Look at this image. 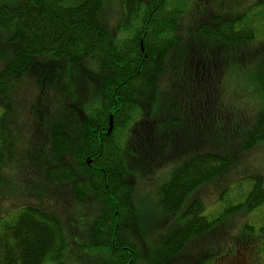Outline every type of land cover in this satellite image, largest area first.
<instances>
[{"label": "trees", "instance_id": "16d2710c", "mask_svg": "<svg viewBox=\"0 0 264 264\" xmlns=\"http://www.w3.org/2000/svg\"><path fill=\"white\" fill-rule=\"evenodd\" d=\"M202 3L211 13L212 0H0V264H216L224 245L181 258L187 245L222 227L221 220L204 216L200 198L189 199L186 210L184 204L227 174L238 154L264 144V43L255 42L261 32L254 17L232 13L231 6L207 14ZM260 3L257 16L264 13ZM196 6L184 25L183 15ZM196 41H212L221 58L234 61L236 55L240 66L254 67L247 97L259 106L253 120L240 119L245 109L233 111L219 132L205 131L191 139L199 146H188L179 134L189 132L181 96L204 71L198 65L192 70ZM202 63L220 68L214 58ZM58 67L67 76L57 83ZM166 71L173 83L167 88ZM27 74L34 85L23 89ZM30 90L36 94L31 99ZM175 112L183 118L178 123ZM28 116L42 122L46 136L26 159L20 129ZM213 139L217 147L206 144ZM167 159L175 165L156 192L177 223L154 246L138 247L130 239L139 227L135 179L141 174L148 180L145 175ZM26 160L28 176L21 179ZM261 185L262 177L256 178L245 204L264 200ZM43 191L66 207L79 204L74 197L84 209L87 203L98 209L91 218L81 216L82 228L72 216L67 231L48 203L24 195ZM235 242L248 245V238Z\"/></svg>", "mask_w": 264, "mask_h": 264}, {"label": "rangeland", "instance_id": "374dc122", "mask_svg": "<svg viewBox=\"0 0 264 264\" xmlns=\"http://www.w3.org/2000/svg\"><path fill=\"white\" fill-rule=\"evenodd\" d=\"M197 1L191 0V4ZM260 1L235 0L234 3L227 6L228 2L226 0H212L211 13L208 10L210 7L208 4L202 3L201 6L203 9L207 8V14L211 15H220L224 12V8L231 6L234 8L231 10L232 13L242 11L243 14H246V17H254L255 26L261 32V34L257 33L255 42L263 44L264 13L262 16H257L263 9ZM197 6L192 7L190 12L183 15L184 25L190 20ZM215 46L212 41H196V55L192 70L195 72L198 65L204 71L198 72L195 76L196 78H193V81L197 83L188 82L186 84L188 91L184 100L181 96V104L183 103V105L180 112L188 116L186 117L185 115L183 118H186V128H188L189 132L179 134L187 141L188 146H199L198 141L194 142L191 139L200 137L205 131L214 130L219 132L224 121L231 117L233 111L238 113V111L245 109L246 115L240 119L243 121L249 118L253 120L254 116L252 114L256 110L255 108L259 106L257 98L250 97L249 99L247 97L253 91L251 89L253 88L252 80L255 74L253 72L254 67L246 63L240 66L237 63L236 55H234V61L228 55L221 58ZM206 58L217 59L220 63V68L214 70L211 65L203 64L202 62ZM227 59L230 61L228 64H226ZM56 69H58L59 75L58 83L61 76L64 78L67 75H65L62 67ZM74 75H77V73L70 74L67 78ZM162 81L165 88L170 83L173 84L167 71ZM32 85H34V80L30 78L29 74L20 83L23 89ZM62 88H64V85H62ZM31 91L33 92V90H30V92L26 91L27 98L31 99L36 95L31 93ZM44 95L46 97L47 94L44 93ZM22 99L24 100V96H22ZM51 103L56 104L53 100ZM159 104L160 106L162 105L161 101ZM193 110V125L191 127L190 125L188 126V121ZM183 118L179 117L178 112H175L174 119L177 123L178 120ZM28 120L31 122H28ZM184 123L185 121H181L182 125ZM247 124L244 123L242 127ZM20 131L23 135L21 146L24 149V157L27 159L32 152L40 150L46 134L42 122L39 120L35 121L29 116L26 120H22ZM206 144L210 147H217L214 139ZM167 150H171L170 143L163 158L169 155V153H166ZM174 165L173 159H167L163 162L160 170L156 169L152 173L144 174L148 180L141 179V174L136 176L135 182L138 184V190L133 196V200L137 209L138 221L136 224L139 223L140 229L138 227L137 231L136 229L132 231L130 239L138 247L154 246L177 223L175 217L167 214V211L161 208L159 196L156 192L157 185L166 180L172 171L171 167ZM25 166H27V160L23 162V167L18 175L21 176V179L28 176L23 170ZM228 171L227 174L219 176L215 181L201 186L187 198L184 210H186L190 202L189 199L194 196V198H200L205 207L204 216L209 219H217L216 222L221 220L222 227H217L211 235H205V239L197 241L195 245H191V243L187 245L181 258L195 255L200 250L207 251L224 245L223 252L215 259L216 264H264V200H259L258 203H253L251 206L245 204L252 185L256 182V178L262 177L261 188L264 190V144L252 150L244 151L241 155L238 154L237 160ZM43 192V194L26 193L24 195L28 196V198L30 197L32 202L40 199L43 207H48L49 204V207H51L49 210L61 218L62 222L67 226V231L71 227L72 216L76 217V225L82 228L81 216L91 218L90 215H93L95 211V205L87 203L89 208L84 209L80 201L74 197L70 198L79 204L74 207H66L60 199L45 191ZM16 198L12 196L9 203H12ZM235 206L239 207L238 211L228 212L230 208ZM79 212H82V214L78 215ZM245 237L248 238V245L243 242H235L236 238ZM136 264H142V262L138 261Z\"/></svg>", "mask_w": 264, "mask_h": 264}, {"label": "water", "instance_id": "95a60500", "mask_svg": "<svg viewBox=\"0 0 264 264\" xmlns=\"http://www.w3.org/2000/svg\"><path fill=\"white\" fill-rule=\"evenodd\" d=\"M111 127H112V123L110 122V127H109L110 130H111Z\"/></svg>", "mask_w": 264, "mask_h": 264}]
</instances>
